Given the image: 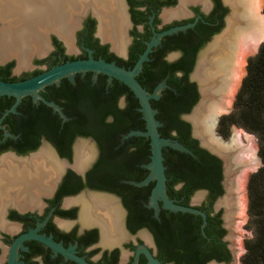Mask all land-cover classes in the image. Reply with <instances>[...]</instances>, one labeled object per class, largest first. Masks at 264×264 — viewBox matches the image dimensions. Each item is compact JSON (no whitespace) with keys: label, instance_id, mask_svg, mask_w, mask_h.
Listing matches in <instances>:
<instances>
[{"label":"flooded vegetation","instance_id":"flooded-vegetation-1","mask_svg":"<svg viewBox=\"0 0 264 264\" xmlns=\"http://www.w3.org/2000/svg\"><path fill=\"white\" fill-rule=\"evenodd\" d=\"M80 4L82 5L81 2ZM80 4L73 8V14L74 11L77 12L79 18L76 22L73 18L69 26L68 44L56 30L50 27L46 35L41 34L46 44L42 53L34 52L27 61L26 66H31L30 69L15 73L13 57L0 62V65L5 66L8 75L19 79L31 76L64 60L88 56L113 61L129 68L146 48L147 42L153 40L159 32L174 25L192 22L184 29L159 35L158 39L149 45L146 58L142 62L182 63L183 67L173 70V75L181 77L182 83L192 89L190 91L192 94L187 96L189 99L184 103L185 106L178 109L177 116L187 123L188 136L195 139L196 146L217 158L219 167L217 176L208 186L192 188L189 192L174 191L181 187V182L167 185L169 178H166L164 181L166 194L175 202L191 207L195 211L180 210L178 215L182 226L180 245L178 249L173 250L166 247V252L161 253L149 224L160 221L161 212L170 218L172 214L170 215L167 211L170 209L162 207L158 201L155 212L154 207L147 205L149 191L144 197L130 195L127 197L129 200H138L141 205L140 219L134 223L133 227H130L128 225L129 210L122 195L94 184V181L98 180L99 173L92 167L99 158L104 156L101 151L102 140L96 136V128L99 129L100 126L96 125L92 128V133H83L78 129L81 125L69 122L67 118L62 120L63 117L59 115L57 109L44 102V100L51 101L64 111L71 109V104L75 101L73 98L90 100L92 96L96 102H104V104L113 102L117 107H123L126 105V97L123 93H117L118 88L123 86L122 81L101 71L89 69L76 71L70 78L65 75L61 76L57 82L45 84L39 89L38 92L44 100L39 97L33 99L30 94L22 95L14 107L15 112L9 110L4 113L14 101V97L0 95V171L1 169L3 171L5 167L4 161L11 158L18 162L16 171L20 172L22 169L28 170L29 173L52 171L54 177L57 171H53L48 162L41 160L33 162L32 158L41 156L43 152L56 160L59 167L64 165L55 187L49 190L48 195L37 194L36 202L34 201L37 204L34 206L21 207L17 202L5 201L0 195V264H5L7 249L14 237L29 229L49 235L63 246H72L75 253L84 256L92 264H129L133 260L135 264H146L147 257L144 252L138 251L134 256L135 248L141 243L146 245L150 253L161 264H176L172 257L174 255L177 264H233L231 261L238 252L234 229L235 216L238 213L234 196L235 180H232L231 174L237 172L239 167L236 166V160L230 163L224 156L227 166L226 173L221 158L209 149L210 146L213 148L216 146L211 142L209 144L208 134V137L203 134L204 120L202 119L206 115L204 110L210 102L212 103L215 97L212 94L216 95V88L220 83L218 78H213V72L216 70L214 63L218 58L222 59L224 54L229 55L228 47L225 46L227 51L225 48L220 50L215 44L226 31L231 18V14L227 16L228 2L224 0H83V5L80 6ZM176 8L181 10L180 13L168 14ZM119 10H122L124 15V24L118 27L121 37L124 36L121 47H118L113 35L100 33L101 25L109 26L108 28L114 32L117 30L115 22L110 23V18L112 16L115 18ZM98 15L101 17L100 25H98ZM232 20L231 40L235 34L241 33L240 29L245 28V23H242L239 17L232 18ZM232 49L235 50L236 46L233 45ZM16 65L18 67V61ZM225 67L228 66L225 65ZM200 72L206 83H202ZM165 78L166 75L158 80L164 82L162 88L166 86L173 95H178L174 86L166 84ZM114 89H116L115 93H113ZM200 98L202 105L198 108V114H191ZM85 100H82V103L88 102ZM186 105L187 108H185ZM30 114H35V118H31ZM107 118L111 117L108 115ZM215 126L216 124L214 133L217 136L223 139L229 138L221 136ZM126 127H129V124H126ZM169 133H175L174 129ZM111 134H116L120 138L116 146L124 141L130 143L129 135L125 136L126 131L117 129ZM83 140L91 142L89 154L82 150ZM129 147L132 148V145L126 146V148ZM50 149L55 151L56 158L53 157ZM126 157L130 174L136 171L134 165L147 161L145 159L146 161L139 163L138 156L131 153ZM19 158H30L31 160H25V163ZM118 158L121 159L122 154H119ZM59 159H64L66 162H60ZM79 159L81 163L77 167L76 161ZM233 164L235 168L230 171L229 168H233ZM90 175H93V179ZM64 179L73 183L72 186L75 188L73 192H62L60 185ZM124 180L127 181L129 178L116 179L117 183ZM50 188L51 186L48 189ZM103 192L112 195L113 198L104 196ZM77 193L87 198L105 197L113 203L116 202L114 205L117 210L119 211L118 206H120V210L123 211L120 222L121 234L117 236L106 222V230L97 220L84 222L81 217L84 210H82L80 201L79 203H68L67 201L71 199L68 198L64 200L68 205L62 206L61 201L64 197L78 195ZM81 195L72 197L80 198ZM59 210H67V212L61 213ZM62 219H71V221ZM141 232L145 238L147 236L151 244L141 239ZM16 261L18 264H73L71 260L65 259L60 253L54 252L33 238L24 239L17 246Z\"/></svg>","mask_w":264,"mask_h":264},{"label":"trees","instance_id":"trees-1","mask_svg":"<svg viewBox=\"0 0 264 264\" xmlns=\"http://www.w3.org/2000/svg\"><path fill=\"white\" fill-rule=\"evenodd\" d=\"M261 11L264 14V0ZM182 67V63L179 62L143 61L135 77L149 92L153 85L166 75V84H171L178 91V95H173L172 91L165 86L160 90L159 96L156 99L151 98L150 102L155 109V118L159 122L157 127L159 134L176 139L189 150L187 152L166 145L162 146L165 180L169 178L167 185L180 181L181 187L174 191L189 192L192 188L208 186L216 178L219 167L217 158L196 146L195 139L188 136L187 123L177 116L178 109L185 106L184 103L189 99L187 96L192 94L190 92L192 89L182 83L181 77L173 75V70ZM0 79L16 80L19 78L8 75L5 66L0 65ZM115 91L116 89L113 93ZM118 92L126 97V105L123 107H117L113 102L110 104L96 102L92 96L90 100L72 97L75 101L71 104V109L61 111L62 120L67 118V121L81 125L78 129L83 133H92V128L96 125L100 126L99 129L96 128V136L102 140L101 151L104 156L99 158L92 167L99 173L98 180H95L94 184L122 195L129 210L128 225L133 227L134 223L140 219L141 205L138 200L132 201L127 197L130 195L144 197L150 191L153 181L139 186L132 183L147 174L148 170L141 162L149 159L150 150L148 137L143 134H131L128 138L129 144L124 141L116 146L120 138L111 132L117 129L124 132L131 129H144V121L138 109L139 104L132 91L123 83V86L118 88ZM82 100L88 102L82 103ZM108 115L110 119L107 118ZM30 116L35 118V114H30ZM126 124H129V127H126ZM231 125L240 126L255 136L260 161L259 165L248 173L245 183L246 225L250 228L251 234L243 240L244 250L240 256V262L241 264H264V39L258 44L256 51L247 56L245 72L234 93L231 109L219 114L215 129L221 136L227 137ZM172 129L175 131L173 134L169 133ZM128 145H132V148H126ZM130 153L136 154L141 163L134 165L136 171L133 174H130L131 171L128 170L126 157ZM119 154H122V160L118 158ZM90 177L93 179V175ZM126 177L129 180L117 183V178ZM72 185L73 183L64 179L60 185L62 192H73L75 188ZM167 211L170 215L172 214L170 218L161 212L159 215L161 220L149 224L161 253L166 252V247L172 250L178 249L182 233L181 219L178 216L180 210ZM59 212L65 213L67 210H59ZM160 255L164 257L163 254ZM172 257L177 264L176 256ZM72 263L76 264L73 261Z\"/></svg>","mask_w":264,"mask_h":264},{"label":"bare ground","instance_id":"bare-ground-1","mask_svg":"<svg viewBox=\"0 0 264 264\" xmlns=\"http://www.w3.org/2000/svg\"><path fill=\"white\" fill-rule=\"evenodd\" d=\"M226 1L230 5L227 16L231 14V18L228 21L226 31L222 33L215 44L216 48L219 47L220 50H223L225 46L226 48L228 47L229 55L227 56V54H224L222 59L218 58V60H216L214 63L216 70L213 72V78H218L221 84L219 83L218 87L216 88V95L211 93L215 97L213 98L212 103L210 102V105L204 110L206 111V115L203 116L202 119L204 120L203 134L207 137L209 135L207 139L209 144L211 142L215 144L216 147L218 146L227 149L226 152L222 153L223 157H227V162L230 163L231 161L236 160V166L239 167L235 179L234 196L236 199L235 204L237 205L236 210L238 211L236 229H240L245 210V200L243 196L244 179L246 173L257 163L258 157L256 155L255 146L252 144V142L249 141V143L246 144V142L243 140L249 139V135L246 132L237 129L227 140L217 136L214 133V125L216 117L221 112L227 111L228 107L230 106L231 99L239 85L240 78L244 73L245 57L253 53L257 48L258 43L264 38V14L261 11L263 0ZM81 3L83 5V1H81ZM78 4H80V1L78 0H0V18L4 24L3 27H0V59L6 54H12L18 61V67H21L22 65L24 66L31 54L34 52L39 53L44 50L46 44L41 34H43V30L48 27L56 30L57 33L68 44V38L70 37L69 26L73 22V8ZM82 5L80 4V6ZM179 8L178 10L176 8L175 11L169 12L168 14L171 15L180 13L181 10ZM239 9H242V11H239ZM239 14L241 15L239 16ZM238 17L240 20H242V23H245V28H239L241 33L238 31L239 33L237 32L238 34H235L233 37L234 39L232 38L231 40V28L233 25L232 18ZM100 22L101 17L99 16L98 25H100ZM111 22H115L114 25H116L117 30L114 32L108 28L109 26L101 25L100 33L103 35H109L110 33V35H113L118 47H121L123 44L122 38L124 36L121 37L118 27L120 28L124 24V15L122 10H119L115 18L113 16L110 18V23ZM108 23L109 22H107V24ZM114 25H112V27H114ZM110 30L112 32H110ZM233 45L236 46L235 50L232 49ZM225 65L228 67L226 68ZM199 76L202 83L206 81H203V74H201V72ZM218 80H216V82H218ZM206 95H208V93H206ZM201 98L191 114L197 113L199 106L202 105L200 103ZM193 127L196 131L194 122ZM28 159L30 158H19V160L22 162H25V160L28 161ZM32 159L33 162H36V160L48 162L50 164V168L53 169V171H57L59 168V164L56 162V160L50 157V155L46 152H43L41 156H36ZM226 159L225 171L227 169ZM4 162L5 167L3 168V171L2 169L0 171V195H2L5 201L10 203L13 201L17 202L21 207L36 205L37 203H34L37 197L36 195L45 193L51 186L52 180L54 178L52 171L42 172L35 170L36 172L29 173L27 172L28 170L26 171L25 169H22L19 172L16 171V168L18 167L17 161L9 158ZM80 163L81 160H77L76 166H80ZM233 166L234 164L232 167ZM234 168L235 166L229 169L231 171V169ZM110 199L97 196H91L87 198L86 196L81 195L80 198H71L67 202L70 203L80 201L82 210H84L81 216L84 222H93L94 220H97L105 230V222L107 224L109 223L112 231H114L115 234L119 236L121 234L120 214L117 210V207Z\"/></svg>","mask_w":264,"mask_h":264},{"label":"water","instance_id":"water-1","mask_svg":"<svg viewBox=\"0 0 264 264\" xmlns=\"http://www.w3.org/2000/svg\"><path fill=\"white\" fill-rule=\"evenodd\" d=\"M83 1V0H78ZM85 1V0H84ZM226 2V0H224ZM229 5V3H228ZM78 5H75V7ZM230 6V5H229ZM230 8V7H229ZM66 16V13H65ZM74 18V21L76 22L79 18V14L74 11V14L72 15ZM0 24H2V19L0 18ZM192 22H186L184 24H178L171 26L157 34V36L153 39L147 42L146 48L143 50L142 53L139 54L138 58L134 61L131 67L126 68L121 65H118L114 63L113 61H106L101 58H92L90 56L86 58H75L70 60H64L63 62L51 65L31 76L17 79V80H3L0 79V94L5 95H11L14 97V101L11 103V105L6 109L7 111H14V107L17 104V102L20 100L22 95L30 94L33 99H36L37 97L41 98L43 97L39 94L38 90L41 89L45 84H49L53 81L57 82L61 76H67L71 77L72 74L76 71H84V70H94V71H101L104 73H107L110 76H114L120 81H122L124 84L127 85V87L132 91L134 96L136 97L138 101V109L141 111V116L144 121V129H131L125 134L131 135V134H143L148 137V143H149V159L147 162L143 163V167H145L148 171L147 174L138 181H132L135 185H143L147 184L149 181H153V184L150 188L149 194H148V206L154 207L155 212L157 211L158 207V201L160 202V205L164 208H168L170 210H193L195 209L191 207L184 206L182 204H179L172 200V198H169L165 192V175H164V165L162 163V146H170L173 148H177L182 151L189 152L188 148H186L183 144L178 142L174 138L161 136L158 132V125L159 122L155 118V109L152 107L150 99H156L160 94V89L164 86V82L158 81L156 85L151 89V91H146V89L139 83V81L136 79L135 75L139 71L141 67V62L146 58V52L149 50V45L151 43H154L158 39V36L164 33H171L174 31H177L179 29H184L187 26H190ZM47 29L44 31L46 32ZM264 39V38H263ZM262 39V40H263ZM261 40V41H262ZM260 41V42H261ZM259 42V43H260ZM258 43V44H259ZM258 46V45H257ZM257 49V48H256ZM255 49V51H256ZM7 55V54H6ZM249 56V55H247ZM245 57V63L246 58ZM8 57L3 56L0 59V62H3ZM244 72H245V64H244ZM241 80V78H240ZM240 83V81H239ZM235 93V92H234ZM234 96V95H233ZM44 102L52 105L55 109H57L59 115H63L62 111L60 110V107L57 104H54L51 101H45ZM196 106L193 107V110ZM219 116V115H218ZM218 116L216 117L215 124L217 122ZM216 146V145H215ZM210 151L215 152L222 160V164L224 166L225 170V158L223 157V152L225 150L222 147H209ZM51 153L53 154V157H57V154L55 151L50 149ZM259 158V157H258ZM61 162H66V160L62 159ZM64 165H61L59 169L57 170L52 183L51 188L49 190H52L53 187H55L63 169ZM46 191L44 194L48 195L50 191ZM105 196H108L110 198H113L112 195L106 194L103 192ZM120 207V206H119ZM122 213L120 214V222L122 219ZM122 226V224H121ZM33 238L37 241L43 243L50 249H52L54 252L60 253L65 259L71 260L76 264H92L88 260L84 258L82 255H78L73 250V247L63 246L59 241H55L51 238L49 235H45L43 233H37L33 229H29L25 232L19 233L17 236L14 237V239L10 242V245L7 249L6 254V262L5 264H18L16 261V248L18 245H20L21 241L24 239ZM138 251L144 252L145 256L147 257L146 264H161L158 259H156L148 250L145 244L141 243L135 248V255ZM129 264H135L134 260L130 262Z\"/></svg>","mask_w":264,"mask_h":264},{"label":"rangeland","instance_id":"rangeland-1","mask_svg":"<svg viewBox=\"0 0 264 264\" xmlns=\"http://www.w3.org/2000/svg\"><path fill=\"white\" fill-rule=\"evenodd\" d=\"M263 13V12H262ZM3 23L2 24H0V27H3ZM48 28H50V27H48ZM48 28H46V29H48ZM48 31L49 30H46V32L48 33ZM44 30H43V34H47ZM255 52V51H254ZM253 52V53H254ZM42 53V52H41ZM253 53H251V54H253ZM251 54H249V55H251ZM10 57V58H14L15 59V64L13 65V71L15 72V73H19V72H22V71H25V70H28V69H30V67L31 66H26V64L28 63V62H26L25 64H24V66L22 65L21 67H23V68H20V67H17V61H16V57L14 56V55H12V54H7V55H5V57ZM30 57V56H29ZM29 59V58H28ZM29 61V60H28ZM25 67V68H24ZM244 74V73H243ZM239 86V85H238ZM237 89V88H236ZM236 91V90H235ZM232 99H233V97H232ZM232 99H231V103H230V106L228 107V109H227V111H223V112H221V113H226V112H228L230 109H231V106H232ZM220 113V114H221ZM237 129H240V130H242V131H244V132H246L248 135H249V139L247 140V139H243L244 140V142H246V144L247 143H249V141H251L252 142V144L255 146V151H256V155H257V144H256V138H255V136L252 134V133H250V132H248V131H246V130H244L242 127H240V126H237V125H231L230 126V128H229V134H228V137L230 138L231 137V135L233 134V132L235 131V130H237ZM228 138V139H229ZM227 139V140H228ZM248 141V142H247ZM82 144H84V147H83V151L84 152H86L87 151V153L89 154L90 153V151H91V142H89L88 140H83L82 141ZM87 155V154H86ZM87 157V156H86ZM257 157H258V155H257ZM83 158H85V156H83ZM87 158H89V157H87ZM59 160H61V159H59ZM61 162V161H60ZM259 158H258V161H257V163L254 165V167L252 168V169H250L247 173H246V176H245V179H244V188H243V196H244V200H245V210H244V216H243V222L241 223V227H240V229H236V227H237V219H238V214L235 216V242H236V244H237V254H236V256H234V259H233V261H231L233 264L235 263V264H241V262H240V256H241V254H242V252H243V250H244V248H243V240H244V238H246V237H248L250 234H251V232H250V228L246 225V220H247V215H246V192H245V183H246V178H247V175H248V173L249 172H251V171H253L258 165H259ZM238 173V171L237 172H234L233 174H231V178H232V180L234 181L235 179H236V174ZM78 195H72L73 197H77V196H79V195H81V194H79V193H77ZM72 196H66V197H64L63 199H62V206H67L68 204L67 203H65L64 202V200H66V199H68V198H73ZM114 203H116V202H114ZM118 209H119V213L121 214V210H120V208H119V206H118ZM237 213H238V211H237ZM62 220H64V219H62ZM64 221H71V219H65ZM239 230V231H238ZM238 231V232H237ZM142 233V232H141ZM140 233V234H141ZM141 239L145 242V243H148V244H151V242L149 241V239L147 238V236H146V238H145V235L142 233L141 235ZM131 237V236H130ZM134 236H132V238H133Z\"/></svg>","mask_w":264,"mask_h":264}]
</instances>
